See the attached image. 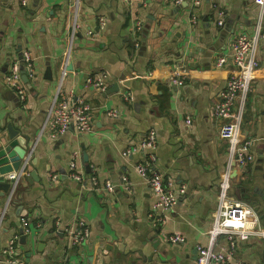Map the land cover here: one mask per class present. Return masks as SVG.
<instances>
[{
	"label": "crops",
	"instance_id": "crops-1",
	"mask_svg": "<svg viewBox=\"0 0 264 264\" xmlns=\"http://www.w3.org/2000/svg\"><path fill=\"white\" fill-rule=\"evenodd\" d=\"M88 29L96 32L87 34ZM240 33L257 37L251 55L259 62L250 90L238 101V138L252 140L255 155L244 166L219 135L221 121L212 113L227 79L237 72L230 60L222 66L216 60L230 57L231 42ZM23 50L32 53L36 71L28 81L22 76L24 101L5 83L12 60ZM181 61L189 77L172 87L168 75ZM100 70L109 76L106 91L86 82ZM61 80L62 92L92 106V131L71 127L56 137L48 134ZM8 119L28 138V161L39 179L30 181L25 169L12 198L0 196V264H7L2 249L14 236L18 254L30 264H198L196 247L211 244L209 229L227 172L234 200L252 206L264 227V0H203L194 8L189 0H0L1 129ZM152 129L156 169L173 180L175 191L186 187L164 214L154 209L157 198L136 170L145 153L122 154ZM74 153L83 181L69 177ZM107 181L113 184L110 191ZM80 218L90 237L71 246L65 228ZM173 233L185 241L171 242L167 236ZM216 240L217 249L228 246L225 234ZM237 241V260L264 264V238Z\"/></svg>",
	"mask_w": 264,
	"mask_h": 264
},
{
	"label": "built area",
	"instance_id": "built-area-1",
	"mask_svg": "<svg viewBox=\"0 0 264 264\" xmlns=\"http://www.w3.org/2000/svg\"><path fill=\"white\" fill-rule=\"evenodd\" d=\"M28 0H22L23 4H27ZM178 2L182 0H177ZM203 0H189L192 8L200 6ZM224 12H220L221 19L219 24H223ZM192 20L195 22L197 16L193 14ZM105 26L104 18L100 19L99 28ZM96 31L88 29L87 34H94ZM72 40L70 38L66 50L64 52L65 60L62 66V80L68 71V61ZM257 42V37H251L248 34L240 33L231 42L230 57L220 56L217 58V65L222 66L230 60L237 68V72L232 74L226 81L225 89L221 92V100L213 105L212 113L214 117L221 121L219 135L225 138L230 143V150L236 154V159L239 164L244 166L247 162L254 159L255 155L251 151L252 140L240 141L238 138L239 129L242 122V110L238 106L239 97L245 94L251 88L253 80V72L259 65V62L251 53L254 50ZM23 70H25L29 79L35 77L34 57L29 50H23L20 59H13L9 69L5 74V83L7 86L17 92L22 101L26 99L27 90L23 83ZM189 77V68L184 62H180L172 66L167 78V83L172 87H179L185 84ZM108 73L105 70H100L86 79L88 84H91L98 90L106 91L109 87ZM54 98L52 107L50 108L47 119L48 134L56 137L60 134L74 128L76 132L84 133L93 130L92 123V106L89 103L79 100L74 102L72 97L61 91V84ZM109 114H114L112 110ZM187 123L191 124L192 118L186 119ZM157 141L155 130H150L139 144H134L125 148L122 152L124 156L133 154L138 150H142L145 155L137 162V172L146 180L152 193L156 196V201L153 205L154 209H160L164 214L166 211L173 209L179 200V196L186 192V187L181 186L179 190L173 189V180L165 177L160 173L156 165V155L153 151ZM79 154L74 153L69 164V177L83 181L85 172L79 167L77 162ZM23 172V171H22ZM21 173H9V179H15L13 186L18 182V176ZM57 174L52 175V179H57ZM126 179V178H125ZM95 185L99 183L96 176L92 177ZM107 190L113 189L111 181L105 184ZM164 215L155 218L157 225L159 220H163ZM25 221V220H24ZM29 231V228L26 229ZM25 230V231H26ZM65 231L68 235L69 245L77 246L82 244L90 237V227L87 222L80 218L73 224L67 226ZM211 238L210 245H197V261L198 264H248L242 260L235 258L237 248V239H248L250 237L264 238V227L261 225L260 216L257 211L250 205L239 200H234L230 193V174L227 172L221 180L218 192V212L209 229ZM220 234H225L228 239V246L217 249L214 246L216 237ZM173 242H184L185 237L179 233H173L167 236ZM17 238L14 236L9 239L7 244L2 249L3 260L7 264H30L28 260L20 256L17 252Z\"/></svg>",
	"mask_w": 264,
	"mask_h": 264
},
{
	"label": "water",
	"instance_id": "water-1",
	"mask_svg": "<svg viewBox=\"0 0 264 264\" xmlns=\"http://www.w3.org/2000/svg\"><path fill=\"white\" fill-rule=\"evenodd\" d=\"M72 64L69 69H72ZM24 78L28 81L29 78L23 70ZM29 142L24 133L20 129L15 128L12 122L8 119L6 127L0 128V196L8 194L12 198L13 183L15 179H9V173H22L25 169L28 170V179L30 181L38 180L39 176L32 164L29 163L28 155ZM88 166V165H87ZM33 179V180H32ZM24 239V237H22Z\"/></svg>",
	"mask_w": 264,
	"mask_h": 264
}]
</instances>
